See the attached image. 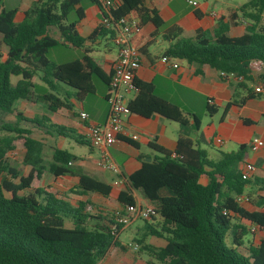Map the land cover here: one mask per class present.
Masks as SVG:
<instances>
[{
  "label": "trees",
  "instance_id": "trees-1",
  "mask_svg": "<svg viewBox=\"0 0 264 264\" xmlns=\"http://www.w3.org/2000/svg\"><path fill=\"white\" fill-rule=\"evenodd\" d=\"M109 1L111 5L106 6V0H88L99 10L100 20L125 17L135 21L130 44L141 53L144 26H162L157 12L143 8L141 0ZM79 3L80 0H35L18 19L17 10L0 9V49L6 50L5 55L0 51V114L18 120L14 124H0L4 134L0 136V175L4 174L0 178V264H99L112 250H126L118 242L123 225L116 222L117 216L106 218L99 210V216L90 214L94 204L89 196L110 199L112 187L80 170L71 171L70 165L77 158L65 150L53 149L51 161L44 163L42 144L31 137L28 129H22L20 122L31 123L47 134L53 132L76 141L78 136L60 126H46V118L27 120L14 109L18 101L41 100L49 113L61 108L70 110V100L81 103L95 93V79L108 88L110 77L103 74L83 47L96 37L111 34L99 23L83 39L76 30V22L68 21L72 12L77 21L82 18ZM233 12L245 21L242 36L229 37L230 23L220 16L215 18L217 26L212 35L197 31L192 39L179 38L182 29L174 26L165 33L166 39L174 42L163 56L195 66L196 75H202V68L206 67L218 74L241 77L238 87L264 84V28L260 25L264 0H250ZM50 29L56 31L57 39L48 34ZM64 45L83 49V55L63 64L46 58L48 50ZM34 75H39L47 93L35 94ZM12 77L18 78L14 85ZM132 85L136 96L127 104L129 114L142 118L159 115L181 129L173 152L151 143V161L139 158L137 171L128 178L119 177L124 190L118 193L116 203L124 209L134 208L132 191H140L150 203L145 209L153 213L150 221L143 220L144 235L135 240L140 251L150 256L145 264H264V213L249 212L235 202L236 196L245 195L251 203L247 192L251 182L242 179L240 169L246 146L240 145L234 152H217V159L209 158L207 150L195 148L183 135L189 126L188 118L176 105L158 97L150 83L135 77ZM251 96L264 97L255 92ZM206 111L214 114L209 105ZM223 117L224 114L221 121ZM192 118L191 129L198 131L200 122L195 116ZM80 143L91 148L88 142ZM15 149L23 152V171L8 164V154ZM45 174L54 179L77 177L70 193L81 199L72 205L52 188L42 187L40 182ZM201 178L206 179L205 185ZM258 183L264 192V181ZM27 190L33 192L24 194ZM162 191L168 194L161 196ZM20 192L23 194L19 195ZM4 193L10 197L6 198ZM262 205L264 197L258 204ZM251 228L261 235L256 246L251 241L247 245L244 242L247 235H254ZM149 237L162 239L165 245L155 248L146 243ZM227 237L229 247L225 244Z\"/></svg>",
  "mask_w": 264,
  "mask_h": 264
},
{
  "label": "crops",
  "instance_id": "crops-1",
  "mask_svg": "<svg viewBox=\"0 0 264 264\" xmlns=\"http://www.w3.org/2000/svg\"><path fill=\"white\" fill-rule=\"evenodd\" d=\"M34 1L35 0H0V9L6 11L17 10L18 19L21 17L22 12L28 9ZM192 1L197 3L196 7L189 5L186 0H141L143 8L155 10L157 12L162 21V26L158 29H155L150 23L144 26L143 29L146 35L139 45V48L142 49L140 53L141 64L135 71V77L139 81L152 84L154 92L158 97L176 105L182 113L187 116L189 126L183 130V135L192 141L195 148L207 150L209 158L217 159V152H234L240 145L246 146L247 151L244 163L252 164L255 170L250 179L251 186L247 188V192L251 195V203L249 201L248 204H242L240 206L249 212L264 213V205L258 206L260 198L264 197V192L261 191L258 183L259 181H264V147L257 152H251L248 149V144L252 138H260L264 142V97L256 98L251 96L255 86L260 83H254L251 84V86L246 84L244 87H238L239 82L235 79L231 77H222L221 74L206 67L202 68V75H196L195 66L188 65L185 61H176L178 69H172L160 61L164 51L174 42L165 37V33L174 26L182 29L179 38L192 39L197 31H203L212 35L213 30L217 26L215 18L220 16L223 18L224 22L230 23L228 30L229 37L237 38L244 34L245 21L238 12H233L239 7L215 9L216 5H212L207 1ZM77 8L82 10V18L78 21L75 18V20L71 22H76L77 32L83 39H86L99 25V10L95 5L90 4L88 0H80ZM212 14H215V18H212ZM48 34L52 38H58L56 31L53 29H50ZM155 46H159V49L151 51V48ZM63 47L72 52L73 56H75L73 59L63 63L79 59L83 55V49H86L89 52L88 56L102 70L103 74L107 78L110 77L111 66L116 60L117 50L112 44L111 37L108 34L96 37L92 43L86 42L83 49L73 48L69 45H64ZM0 51L5 55L6 50L4 48H1ZM35 76L39 78V75H34V77ZM93 84L95 90L97 88L96 85L102 89L100 99L103 104L100 103L99 105L100 113H95L89 108L87 111L84 109V101L88 97L87 96L81 103H75L73 100H70V110L61 108L54 113H49L45 105V110L48 113L40 114L41 118H46V126L52 124L63 127L73 132L75 136H78L79 142L73 138L61 137L53 132L52 134H47L43 129L31 123L23 122L21 125L22 129H28L30 131L31 137L34 140L42 144V158L43 154L46 153L49 156L48 162L51 161L53 149L65 150L61 145L62 139H69L76 143L83 141L87 142L84 139V126L87 124L100 125L105 121L108 107L104 97H106L108 88L107 85L96 83L95 80ZM60 93L62 94V91H60ZM135 96L136 92L133 90L127 95V102L133 100ZM31 104L36 105L35 103ZM207 105L214 109V114L210 115L207 113ZM15 111L19 112L23 118L27 120L36 119L35 116H26L16 109ZM81 112L88 115L87 123H84L79 118V113ZM223 114L224 117L221 121L220 119ZM9 116V121L15 120V117ZM192 116H195L200 122L198 131H193L191 129L193 125ZM7 120L8 117L6 121ZM125 127L128 133L127 136L118 139L112 147L107 149L109 158L117 164L121 169L122 176L125 178H128L140 168L139 158H143V160L152 158L153 152L149 148L151 143H155L163 149L173 152L176 148L178 136L181 134V129L178 124L168 121L159 115H153L150 118H142L134 114H128L125 120ZM39 134L42 135L39 137L42 138L43 141L36 137V135ZM129 134H136L138 136L137 140H131ZM217 138L222 140V144H215V139ZM46 143H52V145L49 146ZM213 148H218L222 151H217L215 153ZM89 149L93 148L89 147ZM14 151L17 152V155L13 158L16 159L19 156V161H21L23 152L20 151L19 153L18 150ZM74 156L77 160L70 165L71 171L80 170L87 175L93 171L95 178H103L102 172L99 171L100 169L98 170L96 168L94 162H91L89 159H81L76 155ZM243 164L240 165V168ZM52 179L53 184L60 182L68 183L65 187H62L61 190L63 192L61 191L62 193L58 194L60 197H64V192H70L78 181L77 177L69 175ZM98 181L112 187V183L116 181V177L110 175L107 179L103 178ZM200 182L205 185L206 179L201 178ZM52 188L55 191L53 186ZM123 190V183L118 187H112L110 198L116 200L118 193ZM137 192L140 191H132V196L136 202L135 206L137 208L150 206V203L143 196L142 198L135 197ZM167 194L166 191L160 193L161 196ZM79 199L81 198L77 196V200L74 203L71 201L69 202L75 205ZM260 236L258 232L253 236L250 234V239L247 241H251L252 245L256 246Z\"/></svg>",
  "mask_w": 264,
  "mask_h": 264
},
{
  "label": "built area",
  "instance_id": "built-area-1",
  "mask_svg": "<svg viewBox=\"0 0 264 264\" xmlns=\"http://www.w3.org/2000/svg\"><path fill=\"white\" fill-rule=\"evenodd\" d=\"M187 3L193 7L197 6V3L192 0H186ZM106 6L111 5L109 0L105 2ZM215 18V14L211 15ZM100 25L104 30L111 34V41L117 50V57L111 66L110 79L107 89L105 101L108 107L107 116L105 121L100 125L87 124L84 126V139L91 145L93 149L100 152L101 157L95 163L96 167L102 171L111 173L116 177V181L112 183V187H118L122 182L119 178L122 176L121 169L115 164L108 156L107 149L112 147L115 142L123 137L127 136L125 127V120L128 116L127 110V95L132 92L133 79L135 78V71L141 64V55L137 47L130 44L131 38L136 30L135 21L129 18L110 19L102 18ZM160 61L169 66L172 69H178L176 59H172L166 56L161 57ZM222 77H231L237 82H241V77H236L233 74H223ZM256 94L264 95V84H258L254 88ZM210 103V101H209ZM79 118L87 123L88 115L86 113H79ZM131 140H137L136 134H129ZM215 144H222V140L215 139ZM264 147V142L260 138H252L248 144V149L251 152H257ZM17 152L12 151L11 156H16ZM174 157V154H172ZM241 169V177L243 180H250L255 170L254 166L250 163H244ZM235 202L239 205L248 204L249 198L245 195H239L235 197ZM127 217L116 218V222L124 226L129 225L136 219L146 220L150 219L153 214L150 210L145 208H126ZM250 232L256 234L257 230L251 228ZM133 250L137 249V246L132 247Z\"/></svg>",
  "mask_w": 264,
  "mask_h": 264
},
{
  "label": "rangeland",
  "instance_id": "rangeland-1",
  "mask_svg": "<svg viewBox=\"0 0 264 264\" xmlns=\"http://www.w3.org/2000/svg\"><path fill=\"white\" fill-rule=\"evenodd\" d=\"M200 2H204L207 1L208 3H211L212 5H216L215 9H225L226 7H240L243 4L249 2L250 0H198ZM75 13L72 12L69 14L68 16V21H74L75 20ZM260 25L264 28V15L262 16V20L260 21ZM159 46H155L154 48H151L152 50H158ZM75 56H73V53L68 51L65 47L63 46H58V47H54L50 50H48L47 54H46V58L56 64H60L66 61H69L71 59H73ZM17 80V78H11V84H14L15 81ZM96 83L98 82L99 84H101V82L97 79H95ZM33 85H34V92L36 95H43L45 93L48 92V89L46 88V86L39 81V78L37 76H35L32 80ZM248 86H251L250 83H248ZM96 90L95 93L93 95H89L86 100L84 101L85 105H84V109L87 111V109H92L95 113H100V109H99V105L100 103L103 104L102 100L100 99V95H101V88L96 85ZM66 90H69L68 88ZM129 97V96H128ZM36 105H32L31 103H28L26 101H18L15 103L14 107L16 110L22 112L24 115L26 116H35L36 119L40 120L41 116L40 114H45L48 113L45 110V103L42 102L41 100H37V102L35 103ZM8 117V120L6 121ZM27 118V117H26ZM10 116L9 115H3L0 114V124L3 122L6 123H10V124H14L16 123L18 120H14L13 121H9ZM29 119V118H28ZM23 123L20 122V126ZM4 134L2 132H0V136H3ZM34 136V134H33ZM39 136L42 135H36L37 138H39V140L43 141L42 138H40ZM48 143V142H47ZM46 143V144H47ZM47 145H52V143L47 144ZM61 145L63 146V149L67 150L68 152L72 153L73 155H76L78 157H80L81 159H89L91 162L96 163L99 159H100V153L99 151H97L96 149H89V147L85 144H80V143H76L75 141L69 140V139H62V143ZM18 150L20 153L19 149H15ZM213 150L215 151V153L217 151H222L221 149L218 148H213ZM11 152H9L8 154V164L16 167V169L18 171H23L24 167L20 164L19 161V156L14 159L13 156H11L10 154ZM48 158L49 156L44 153L43 154V160L44 162H48ZM96 166V165H95ZM97 168V167H96ZM98 169V168H97ZM99 170V169H98ZM103 178H108L110 175H112L109 172L106 171H102ZM4 174L0 175V178L3 176ZM89 176L95 178V175L93 174V171L90 172V174H88ZM102 177H97L95 178L96 180H102ZM53 179L52 177H50L49 175L45 174L44 177L42 178L40 184L42 185V187H44L45 189L48 188H52V186L54 187L55 191L60 194L63 191L61 190L62 187H65V185H67V182H60V183H52ZM53 189V188H52ZM62 191V192H61ZM32 190H27L24 192V194H29L32 193ZM23 193L20 192L19 195H22ZM6 198L10 197V194L8 193H4ZM64 197L67 198L69 201H71L72 203H74L77 200V196L74 194H71L69 191H66L63 193ZM135 197H141L142 195L140 192H137ZM90 200L91 203H93V212H91L90 214L93 216H99L100 214L96 211L99 210L101 212H103L102 216H105L106 218H110L112 215L117 216L118 218H125L127 217V211L126 209L120 207L117 203L115 199H102V198H98L96 196H89L88 198ZM150 221V220H148ZM67 227H70V224L67 222L66 223ZM145 233V229H144V221L141 219H136L134 220L132 223H130L127 226H124L122 228V230L120 231V233L118 234V242L121 245L126 246V250L125 251H121L120 249H114L112 250L109 255L102 261V263L100 264H145V262H147L148 259H150V256H148V254H146V252H141L140 251V246L135 242V240L141 238ZM248 239H250V235H247L244 238V242L245 245L248 244ZM146 243L152 245L155 248H159L161 246L164 245V241L161 239H157L154 237H149L146 240ZM225 244L227 247H229L230 245V239L229 237H227L225 239ZM136 245L137 249L133 250L132 247ZM240 251L242 253H245L242 249H240Z\"/></svg>",
  "mask_w": 264,
  "mask_h": 264
},
{
  "label": "water",
  "instance_id": "water-1",
  "mask_svg": "<svg viewBox=\"0 0 264 264\" xmlns=\"http://www.w3.org/2000/svg\"><path fill=\"white\" fill-rule=\"evenodd\" d=\"M145 162H150L151 161V158H146L144 159Z\"/></svg>",
  "mask_w": 264,
  "mask_h": 264
}]
</instances>
